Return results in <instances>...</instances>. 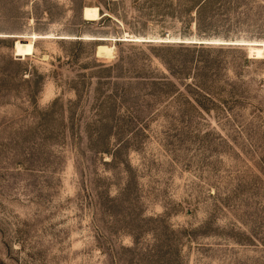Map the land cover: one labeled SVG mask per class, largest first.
<instances>
[{
	"label": "rangeland",
	"instance_id": "1",
	"mask_svg": "<svg viewBox=\"0 0 264 264\" xmlns=\"http://www.w3.org/2000/svg\"><path fill=\"white\" fill-rule=\"evenodd\" d=\"M0 264H264V0H0Z\"/></svg>",
	"mask_w": 264,
	"mask_h": 264
},
{
	"label": "bare ground",
	"instance_id": "2",
	"mask_svg": "<svg viewBox=\"0 0 264 264\" xmlns=\"http://www.w3.org/2000/svg\"><path fill=\"white\" fill-rule=\"evenodd\" d=\"M20 37H22V36H20ZM22 38H24V37H22ZM96 50H97V54H100V53L110 52L112 50V48L109 47L108 45H98Z\"/></svg>",
	"mask_w": 264,
	"mask_h": 264
},
{
	"label": "trees",
	"instance_id": "3",
	"mask_svg": "<svg viewBox=\"0 0 264 264\" xmlns=\"http://www.w3.org/2000/svg\"><path fill=\"white\" fill-rule=\"evenodd\" d=\"M20 41H21V40H19L18 38H16L15 43L18 45Z\"/></svg>",
	"mask_w": 264,
	"mask_h": 264
}]
</instances>
